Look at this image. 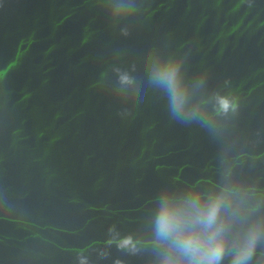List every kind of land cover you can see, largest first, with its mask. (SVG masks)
I'll list each match as a JSON object with an SVG mask.
<instances>
[{
  "label": "clouds",
  "instance_id": "1",
  "mask_svg": "<svg viewBox=\"0 0 264 264\" xmlns=\"http://www.w3.org/2000/svg\"><path fill=\"white\" fill-rule=\"evenodd\" d=\"M119 2L127 6L130 0ZM187 79L185 62L171 56L154 59L146 69L147 87L162 95L171 119L184 124L196 119L187 109ZM121 81L134 82L128 75ZM128 113L124 107L119 115ZM153 200L149 217L151 264H262L264 227L246 225L245 218L224 196L205 199L198 194L160 193Z\"/></svg>",
  "mask_w": 264,
  "mask_h": 264
}]
</instances>
